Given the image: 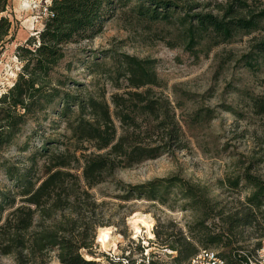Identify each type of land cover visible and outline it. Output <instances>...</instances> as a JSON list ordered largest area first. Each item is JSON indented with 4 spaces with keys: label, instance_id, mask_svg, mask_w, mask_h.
Segmentation results:
<instances>
[{
    "label": "trees",
    "instance_id": "1",
    "mask_svg": "<svg viewBox=\"0 0 264 264\" xmlns=\"http://www.w3.org/2000/svg\"><path fill=\"white\" fill-rule=\"evenodd\" d=\"M196 2L51 1L44 27L17 47L21 67L16 79L0 92V154L33 125L17 148L29 167L2 162L13 186L0 189L1 255L11 256L14 264H47L51 254L61 264H101L97 229L111 223L100 218V204L91 190L114 179L118 170L187 148L176 113L179 107L159 90L165 83L156 59L103 52L100 61L99 53H92V74L104 77L114 88L107 98L105 90H93L59 71L69 45L95 38L107 20L117 17L145 33L143 42L150 38L170 48L182 47L196 58L237 38L251 37L247 64L254 68L259 59L264 61V7L251 0H225L211 10L210 3ZM8 5L9 0H0V54L16 30L7 15ZM260 86V92L245 90L249 114L257 121L248 122L254 146L234 157V169L221 183L229 190L247 189L240 208L229 209L208 196L206 187L177 175L136 185L117 182L125 192L124 200L165 202L170 190L176 189L184 207L199 212L188 227L191 237L168 236L170 249L177 252L170 262L148 256L139 264H187L200 247L220 248V256L230 264H243L259 247L260 241L253 251H244L242 229L264 231V81ZM226 108L247 120L243 111ZM213 112L199 108L192 120L208 122L215 118ZM47 127L63 129L60 138L46 136Z\"/></svg>",
    "mask_w": 264,
    "mask_h": 264
},
{
    "label": "rangeland",
    "instance_id": "2",
    "mask_svg": "<svg viewBox=\"0 0 264 264\" xmlns=\"http://www.w3.org/2000/svg\"><path fill=\"white\" fill-rule=\"evenodd\" d=\"M52 0H9L7 15L13 19L16 27L14 38L5 44L0 54V92L11 86L17 77L21 62L16 56L17 47L38 33L48 17L47 8ZM196 3H210L208 9L216 2L225 0H193ZM256 6L264 7V0H251ZM204 9V7L202 8ZM135 27L126 26V22L114 17L105 22L103 31L93 39L71 44L67 48L65 60L60 64L59 71L71 79L85 83L93 90H105L107 98L114 88L104 77L92 74L94 56L99 53L103 60V52L127 53L139 58L156 59L159 77L165 86L159 90L175 105L176 113L181 121L187 138V148L176 150L173 155L145 161L137 166L118 170L115 178L100 184L91 190L96 202L100 204V218L111 223L110 237L104 244L97 240L96 251L100 254L97 261L101 264H128L134 261L139 264L142 259L150 256L170 262L177 252L170 249L172 234H182L191 237L188 227H192L199 217L196 209L185 208L178 190L172 189L165 202L146 199H128L121 197L125 192L120 184H141L155 178L180 176L193 184L206 187L212 198L220 199L231 210L241 207L247 189L244 187L233 190L222 187V181L231 175L234 169V158L238 153H247L254 142L250 137L249 120L256 118L249 114L248 100L245 90L260 92L264 81V61L258 60L254 68L247 64L245 56L249 53L251 37L237 38L230 43L215 47L208 54H200L196 58L182 47L170 48L164 42L142 41L146 34ZM109 65L112 64L107 60ZM231 106L243 111L247 120L226 108ZM214 110L213 120L194 122L192 114L199 108ZM251 117V119L249 118ZM50 119L45 122L48 125ZM257 122V121H256ZM33 125L26 127L25 135L19 138L14 146L0 154V189L11 188L13 182L2 168V162L18 163L20 169L29 167L26 156L17 152L18 145L25 140L26 134ZM244 130L247 132L243 133ZM62 130H52L47 127L46 136L60 138ZM39 137L34 140L38 141ZM66 144L69 140L62 138ZM233 155V156H232ZM137 215L150 220V237L146 227L136 233L132 227V217ZM131 220V221H130ZM259 229V228H258ZM252 228L242 229L246 239L244 251H253L255 243L263 238V234ZM198 231V230H196ZM148 232V233H147ZM159 233V236H156ZM257 233V235L255 234ZM198 234V233H197ZM255 237V238H254ZM202 249V247H200ZM221 251L220 248H210ZM105 254V256H103ZM149 256V257H148ZM0 264H14L11 256L0 254ZM47 264H61L51 254Z\"/></svg>",
    "mask_w": 264,
    "mask_h": 264
},
{
    "label": "built area",
    "instance_id": "3",
    "mask_svg": "<svg viewBox=\"0 0 264 264\" xmlns=\"http://www.w3.org/2000/svg\"><path fill=\"white\" fill-rule=\"evenodd\" d=\"M187 264H230L220 254L212 249H200ZM243 264H264V237L256 250L247 255Z\"/></svg>",
    "mask_w": 264,
    "mask_h": 264
},
{
    "label": "bare ground",
    "instance_id": "4",
    "mask_svg": "<svg viewBox=\"0 0 264 264\" xmlns=\"http://www.w3.org/2000/svg\"><path fill=\"white\" fill-rule=\"evenodd\" d=\"M132 224H133L132 227L134 228L133 230H135L136 233H141L142 232V226H143V227L147 228V231L149 232L150 237H153V234L150 231V227H151L150 220H147L143 216L140 217V215H139V217L137 215H134L132 217ZM109 237H110V228L109 227H100L97 240L99 242H101L102 244H104L108 241Z\"/></svg>",
    "mask_w": 264,
    "mask_h": 264
}]
</instances>
